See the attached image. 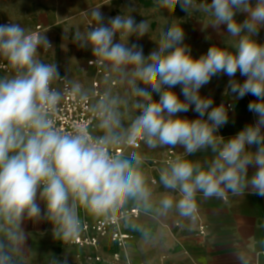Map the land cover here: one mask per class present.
<instances>
[{
    "label": "clouds",
    "instance_id": "obj_1",
    "mask_svg": "<svg viewBox=\"0 0 264 264\" xmlns=\"http://www.w3.org/2000/svg\"><path fill=\"white\" fill-rule=\"evenodd\" d=\"M158 3L170 12L177 6L188 12L194 0ZM201 8L214 30L223 28L234 39V51L213 45L194 57L184 43V29L175 23L145 55L141 45L128 43L127 38L144 35L146 22H137L130 14L106 21L99 9L91 12L95 27L77 32L75 40L81 48L91 49L97 63L120 73L132 86L138 98L133 107L139 111L125 128L117 101L101 99L93 111L104 135L96 138L82 129L59 130L51 118L62 99L51 87L61 79L60 72L56 64L38 58V50L50 48L51 41L18 22L0 24V56L18 70L14 77L0 79V232L4 233L0 264H12L7 249L25 239L20 229L23 219L44 218L39 201L56 234L69 241L81 230L78 208L95 217H110L133 200L145 212L165 217L174 209L179 217L194 221L198 194L211 199L247 191L264 198V43L256 39L264 29V0H210ZM237 73L244 79H237ZM218 75L229 78L227 92L236 103L246 96L254 98L247 104L254 121L227 138L218 133L230 122L229 112L236 111V103L215 104L211 96L201 94ZM73 91L79 92L80 85ZM189 111L196 118L180 115ZM141 141L150 148L184 150L161 170L160 183L171 191L158 201L141 171L142 156L132 152L130 158H122L109 152L111 145L136 147ZM209 150L213 155L205 164L187 158Z\"/></svg>",
    "mask_w": 264,
    "mask_h": 264
},
{
    "label": "crops",
    "instance_id": "obj_2",
    "mask_svg": "<svg viewBox=\"0 0 264 264\" xmlns=\"http://www.w3.org/2000/svg\"><path fill=\"white\" fill-rule=\"evenodd\" d=\"M206 2L210 0H194V5L188 12L179 6L170 12L160 7L158 0H10L8 3L0 4V23L4 22L7 9L9 11L7 16L12 17L15 16V11H24L22 13L25 14V11L43 10L46 14L31 16L40 19L36 26L43 25L44 28L45 23L50 25L61 23L64 29L60 52L63 53L71 49L68 47L69 41L75 39V36L72 37L68 33L69 27L83 29L86 27L88 31L95 25L91 12L99 9L106 21L108 17L117 14H130L137 22H146L148 31L144 35L127 38L128 43L141 45L145 55L157 47V41L162 33L175 23L184 29V43L191 47L194 57L206 53L213 45L234 51V39L223 28L214 30L211 27L210 17L201 8ZM243 18L237 17L238 20ZM119 39L120 35L117 34V40ZM256 39L264 43V29H261ZM51 45L53 48L52 43ZM71 57L73 58L71 70H66L71 76L63 72L60 75L67 76L74 85L79 84L84 95L91 94L92 83L98 80L107 98L117 101L116 110L120 113L123 126L127 128L131 120L139 114L133 107L138 98L133 95L132 86L125 82L120 73L105 66L103 69L110 74V79L98 75L97 68L88 64L90 60H96L91 49H82L78 42ZM38 58L48 63L47 56L41 55L40 50ZM61 65V70L66 68L63 65L69 68L68 62ZM228 79L225 75L213 77L211 82L201 89V94L211 96L215 104L236 103L227 92ZM237 79L243 80L244 77L237 73ZM111 81H115L117 85L111 86ZM175 91L179 93V87ZM252 99L254 98L246 96L236 103V111L229 112L230 122L219 130V135L230 137L245 124L254 121L255 117L247 110V104ZM98 102L97 99H93V106ZM180 115L189 119L196 118V113L192 111ZM232 117L235 118V123H232ZM98 124L99 120L93 128L95 137L104 135ZM169 149H173L176 156L184 152L180 146L150 148L146 143H142L138 149L125 148L121 156L130 158L132 152L142 156L140 168L152 190L154 201H158L162 194L171 191L160 183V172L168 166L166 151ZM212 155L209 150L197 152L187 158L205 164ZM154 163L159 167L152 169L151 165ZM251 171L250 169L249 174ZM172 195L176 196V193ZM197 199L198 218L194 221L179 217L174 209L165 217L155 212H145L141 204L129 200L117 211L131 209L139 211L137 217L123 220L119 227L123 234L129 235L127 242L120 246L110 237H105L100 239L95 248L88 249L58 236L55 225L46 216L43 201H39L45 211L44 218H24L20 229L25 239L19 245L12 244L7 251L12 264H241L240 258L245 264H264V198L245 191L240 196L227 192L223 198L211 199H204L202 194H198ZM78 215L81 223L92 224L98 218L89 215L83 208H78ZM133 224L136 225L135 229L131 227ZM201 228L204 234H201ZM3 238L4 233L0 232V239ZM87 256H100L102 260L90 261Z\"/></svg>",
    "mask_w": 264,
    "mask_h": 264
},
{
    "label": "built area",
    "instance_id": "obj_3",
    "mask_svg": "<svg viewBox=\"0 0 264 264\" xmlns=\"http://www.w3.org/2000/svg\"><path fill=\"white\" fill-rule=\"evenodd\" d=\"M92 27H95L92 26ZM32 31L39 32L44 35L45 28L43 25H37ZM52 49H44L48 52ZM90 66L97 68V74L110 79V74L104 71V66L97 63L96 60H90L88 62ZM18 70L14 69L10 63L2 56H0V79L12 78L17 74ZM61 79L54 80L51 87L52 89L61 93L62 99L59 102L56 110L51 114L55 126L57 129L64 132H75L77 129L86 130L92 138H96L93 134V128L98 119L96 112L93 111V99L100 101L107 98L106 92L101 88V84L98 80L92 83V92L89 95L81 93V87L79 92H74L75 85L71 80L65 76L60 75ZM115 81H111V86H116ZM143 141L139 142L138 146L131 147L125 144H114L109 147V152L112 155L122 156L125 148L131 147L138 149L141 147ZM176 157V152L173 149L166 151V163L173 160ZM159 167L157 164H152L151 168L156 169ZM139 211L137 209L123 210L116 212L112 216L98 217L92 224L81 223V230L79 236L72 241L74 245L82 248H95L100 239L110 237L111 240L120 246H123L129 239V235L123 234L119 227L121 223L126 221L130 217H137ZM196 218H198V213ZM201 234H204L203 228H201ZM88 260L100 262L102 259L100 256H87Z\"/></svg>",
    "mask_w": 264,
    "mask_h": 264
},
{
    "label": "rangeland",
    "instance_id": "obj_4",
    "mask_svg": "<svg viewBox=\"0 0 264 264\" xmlns=\"http://www.w3.org/2000/svg\"><path fill=\"white\" fill-rule=\"evenodd\" d=\"M10 0H0V4H5V3H8ZM7 11L8 9L5 11L6 12V16H5V20L3 23H0V24H4V23H8L10 21L12 22H18L21 24V26L25 27L27 30L29 31H32L36 24H38L40 22V19H36L37 17H32V15L34 16H42L43 13L46 14L45 11H25V14H23L22 12L24 11H15V16L12 17V16H7ZM9 12V11H8ZM33 12V13H31ZM22 14V15H21ZM46 25V28H45V32H44V35L51 41V43L53 44V48H52V51L48 52V53H45L43 52V48H40V52H41V55H46L47 56V62L48 63H54L57 65L58 69H59V72H63V73H66L67 75H70L71 74L69 72H67L66 70L69 69L71 70V65L73 64V58L71 57V53L75 52L76 51V47H77V42L75 39H72L71 41H69V44H68V47H70L71 49L69 51H65V52H60L61 51V35H62V30L64 29V27L62 25H60L61 23H57L55 25H50L48 23H45ZM70 30H69V34L70 36H75L76 33H77V30L81 33V34H84L87 32V29L86 27L83 29V28H80V27H69ZM82 49H87V48H82ZM70 58H68V56ZM66 63L68 62V66L69 68H67L66 65H63L65 66L66 68H63L61 70V64L62 63Z\"/></svg>",
    "mask_w": 264,
    "mask_h": 264
}]
</instances>
